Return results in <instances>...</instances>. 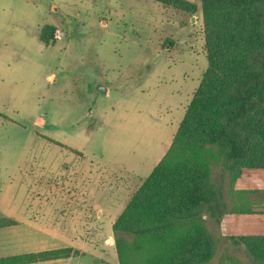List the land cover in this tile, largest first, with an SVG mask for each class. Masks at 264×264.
Masks as SVG:
<instances>
[{"label":"rangeland","instance_id":"obj_1","mask_svg":"<svg viewBox=\"0 0 264 264\" xmlns=\"http://www.w3.org/2000/svg\"><path fill=\"white\" fill-rule=\"evenodd\" d=\"M181 1L194 11L0 0V218L13 222L0 228V258L70 247L76 256L57 264H118L112 225L166 152L207 66L199 0ZM47 26L55 40L45 46ZM211 184L217 198L202 218L214 253L204 264H256L232 239L229 211L260 196L221 164Z\"/></svg>","mask_w":264,"mask_h":264},{"label":"trees","instance_id":"obj_2","mask_svg":"<svg viewBox=\"0 0 264 264\" xmlns=\"http://www.w3.org/2000/svg\"><path fill=\"white\" fill-rule=\"evenodd\" d=\"M153 1L195 9L181 0ZM199 9L207 66L166 152L112 225L118 264L208 262L214 244L202 210L217 198L211 171L219 164L232 182L260 196L229 214L234 242L264 264V0H199ZM39 40L52 44L54 27H45ZM12 224L0 218V228ZM76 254L65 247L0 258V264Z\"/></svg>","mask_w":264,"mask_h":264},{"label":"water","instance_id":"obj_3","mask_svg":"<svg viewBox=\"0 0 264 264\" xmlns=\"http://www.w3.org/2000/svg\"><path fill=\"white\" fill-rule=\"evenodd\" d=\"M60 34H62L61 32H58L57 33V35H60ZM97 88H98V92L100 93V94H102V95H106V88L105 87H103V86H97Z\"/></svg>","mask_w":264,"mask_h":264},{"label":"crops","instance_id":"obj_4","mask_svg":"<svg viewBox=\"0 0 264 264\" xmlns=\"http://www.w3.org/2000/svg\"><path fill=\"white\" fill-rule=\"evenodd\" d=\"M107 90V89H106ZM107 93V91H106ZM182 119V118H181ZM181 121V120H180ZM44 251V250H43ZM39 252V251H38ZM35 253V252H34ZM62 260V259H59ZM56 261L58 260H51V261H46V262H36V263H31V264H57Z\"/></svg>","mask_w":264,"mask_h":264}]
</instances>
